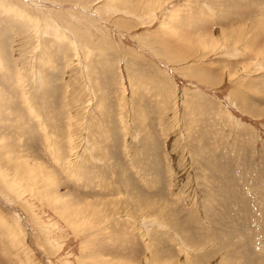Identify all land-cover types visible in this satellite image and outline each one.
Returning <instances> with one entry per match:
<instances>
[{"label":"rangeland","instance_id":"rangeland-1","mask_svg":"<svg viewBox=\"0 0 264 264\" xmlns=\"http://www.w3.org/2000/svg\"><path fill=\"white\" fill-rule=\"evenodd\" d=\"M0 264H264V0H0Z\"/></svg>","mask_w":264,"mask_h":264},{"label":"bare ground","instance_id":"bare-ground-1","mask_svg":"<svg viewBox=\"0 0 264 264\" xmlns=\"http://www.w3.org/2000/svg\"><path fill=\"white\" fill-rule=\"evenodd\" d=\"M177 47V46H176ZM211 76V75H210ZM200 79V78H199ZM205 81V80H204Z\"/></svg>","mask_w":264,"mask_h":264}]
</instances>
